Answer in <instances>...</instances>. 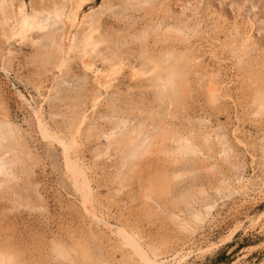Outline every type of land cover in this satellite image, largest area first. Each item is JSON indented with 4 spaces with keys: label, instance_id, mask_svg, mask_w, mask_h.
<instances>
[{
    "label": "rangeland",
    "instance_id": "rangeland-1",
    "mask_svg": "<svg viewBox=\"0 0 264 264\" xmlns=\"http://www.w3.org/2000/svg\"><path fill=\"white\" fill-rule=\"evenodd\" d=\"M10 1L12 3V8H15L18 0ZM21 1L24 4V12H30L35 0ZM84 1L79 6L77 12L78 16L76 21L78 20L77 22L79 23H76V26L71 28L73 30H70L72 32L73 40L76 42L86 27V24L84 25L85 22H82V20L93 19V17H95L94 19H98L99 31L97 34L100 33L99 36H101L103 41L96 44L97 46L95 45L96 48L94 47L93 51L89 54L91 59L88 58L89 61L93 62L94 70L103 68L102 62L100 61V58L102 57L101 54L106 56L108 53L107 58H112L111 52H114L115 49H117L114 48L117 47V43L120 44L118 55L120 57L119 59H122L123 63L127 66L130 64L138 66L140 62V58L138 57L142 46L137 40H134V37L132 38L131 36H137L144 28H147L149 32L144 48L147 52H153V56H158L161 51L165 49L164 46L166 48H175V51L178 50V52L186 50L188 56H190L191 53L194 56L196 55L197 58L195 59V62H193V64L191 63V69L188 68V77H191L189 78L191 86L188 85V89H192V91L187 92L185 98L183 99L185 103H182V101V105H179L178 103L177 105L179 106H175L172 123H175V126L182 128L190 122H193V124L201 130L210 131V133H214L215 131L216 133L218 132V134L220 133V135L223 134L222 136H224L225 139H227V142H229V153L233 156L232 160L241 162L243 164L244 171V178L242 183L239 184L240 186L235 184V180H232L230 181V184L231 187L233 186L235 188L234 190H226L224 195L221 197L214 194L211 186L216 184V182L221 178L225 177L229 180L232 179L233 170L231 166L226 164V162H220V160H218L219 157L217 158V155L213 152L214 155H212L215 157L211 155L212 157H210V162L216 158L215 160L218 161V172H215L214 175H207L203 172H198V184L206 187L208 191L206 192L207 194H205L206 196H203L201 203L204 202L203 200L214 201V208L210 211V216H207L201 224L197 225V231L188 235L176 230V226L165 215H159L153 218H148L147 216L145 217V213H142L144 211L138 204L141 203L140 195L137 197L140 193L141 185H144L146 182L150 183L153 179L155 180L156 175L159 174V172H157L159 170H155V172H153L154 168H152V166H156L155 157H162V155L154 154L153 157L155 160L150 156L155 163L148 159L149 162L147 161L145 163L146 166L142 164V162L140 165H137L134 169H141L140 167H142L140 171L143 172H138L139 169L136 170L137 172L135 170H133L134 172H130L127 179L131 180L128 182V180L125 179L128 183L125 180V182H122L125 187H121L120 191L123 192H115L114 187L117 185L114 184L113 186V183L109 181L108 176L110 173L107 172L111 168L108 164H106V159L99 158L95 160L93 159L94 161L92 160L93 149L98 146V141H103L102 138L95 139L93 137H89L90 139L86 138L85 141V138L81 136L82 140H80V144H83V142L84 144L80 145L81 147H78L79 150H76V152L79 151L80 153L77 152L76 154L79 158L81 156L82 160H79L85 164L87 170L86 172H88L91 178V186L92 189L94 188L93 195L94 198H96L94 199V205L98 209L97 212L99 215L101 214L103 217H107L113 225L122 223L121 225L125 226L129 232H134L135 236L140 238H138V240L147 249L149 248V251L153 252L154 250L155 253L157 252V259H167L170 264H260L261 262H264V167H262L260 162L264 153H261L259 149V145H262L261 142L264 139V115H254V110L252 109H255V103L253 104L251 102V97L254 95L253 91L262 87L264 90V82L261 81L264 80V73H262L264 72V0H150V5L146 7H139L134 4L131 5V3L128 2L130 0H104V2L103 0ZM108 4L109 7H106ZM183 8H186L184 14L181 13V10H184ZM64 10L66 11V8H64ZM42 17L44 18V26L40 28L41 30L31 29L27 31L26 36L24 37L25 39L21 40L15 38L12 40L9 39L5 42L4 39L0 37V119L3 118L8 122H11L17 129L18 134L20 133L19 138L21 143L19 147H21V150H24L23 158L25 161V167L27 168L20 173V178L14 185L15 191L18 192L21 200L23 201H21V205H12V202H10L12 195L9 192H0V253L6 259L7 264H69L66 261L60 260L58 263V260L51 255L52 252L50 247L52 240H59V242L66 247L68 245L67 248L71 250L72 259H74L76 264H99L98 262L99 260L101 261V259H107V261L112 264H130L129 261H127V257H124L127 255L126 248H115L112 245L113 237L110 234L103 231L98 232L95 226L93 228V224L90 225V223H87L89 220L85 216L83 217V214L80 212L77 205V198L75 197L68 180L63 174L62 160L59 152L60 149L56 146V143L50 144L47 140L41 138L36 127L37 124L35 123L36 120L32 109L33 107L35 108L37 104L41 105V116L42 118L44 117V122L48 123L49 127L46 123L48 129L58 133V135L61 133L60 136H65L67 133V124L65 122L69 120L68 118L70 117V114L72 117L74 113L77 114L78 112L80 114V111L83 110L82 112H84L87 116L86 120L91 119L89 121H97L98 118H96V115L107 110V99L112 98L116 93L121 95V99H125L126 97V102L131 100L127 97H134L135 101L133 99L131 102L134 101L136 103L139 102L137 101L139 98H142L139 99L141 100L139 105L140 103H143V105H140L143 108L141 112L146 114H142L140 112L139 114L141 115H147V110L144 107L153 106L156 110H158L159 107L162 108L164 105L155 103L152 99V95L149 96V93L147 91L145 92V89H148L145 85L146 81L140 77L132 78L131 76L130 78V68L128 69L127 66H124L112 82V84H115L116 86L111 85L112 87L99 97L100 102H102L100 104L98 102L95 105L96 107L94 106L93 110L90 107L91 99L92 96L98 92H95L94 86H92L93 83L91 78L93 74L88 70H84L80 63L78 64V50H73V57L68 60V66L58 71L53 66V64H55L54 58L56 60L58 55L57 51L55 50L54 52L56 53L53 55L50 54L47 57L48 59L43 58L42 54H38L39 52L37 53L36 48L38 47V44L30 42L35 38H39L38 42L40 43L45 39L50 31L55 32V42H58V38L61 36L60 33L62 34L64 30L62 27L63 25L59 21H54L52 23L50 15L48 16L45 14ZM176 21H186L191 24L196 23L197 33L194 34L193 37H190L191 39L188 40V43L182 42L181 45L178 41L177 43L176 41L172 42V40H169L164 42V44L160 42L162 44L161 47L159 42L154 41L151 33L152 31L149 28L154 23L161 26L163 24L170 22L173 23ZM213 22L216 23H214L215 27ZM234 23H236L237 29L240 32H250L248 34L251 39H249L248 43L244 45L245 48H243V46L239 47L238 42L233 43L235 41L233 38L234 31L231 32V30H233L236 26ZM135 32L136 34H134ZM226 32H229L227 33L229 36H226ZM251 35L253 36L251 37ZM15 40L18 41L16 42ZM151 42L153 44H158L153 47V44V46L149 45ZM174 43L177 44L174 46ZM103 45L108 51H104L105 48ZM146 46H149V51ZM234 46L236 47L234 48ZM158 47L163 49L160 50ZM5 49L8 51H5ZM154 49H156V51L158 49V51L156 52ZM231 49L232 51H230ZM109 50L111 52H109ZM151 52L149 53L151 54ZM232 54L235 55L232 57ZM118 56L115 57V60L118 59ZM196 68H198V71H195ZM212 69L214 72L216 71L213 75H211L213 79L206 78L209 77V75L206 76L205 71H210ZM189 70L192 71L190 72ZM70 72H72L73 75L78 74L79 78L82 81L86 80L84 83L87 84V89L85 90L83 96H78L76 98L77 100L75 99L74 101L75 103H71L72 107L69 106V101L67 99L68 92L65 88V84L67 82L65 78L69 76ZM244 73L249 76L257 74L255 75L256 78L253 77L254 75L252 77L248 76V78ZM200 74H202V77L200 76L199 78L198 76ZM203 75L205 77H203ZM257 76H259L258 79L260 80L258 83L262 82L260 83L261 85L257 84ZM134 78L138 80H135ZM252 78L255 79L256 85L252 84L254 82ZM140 79L144 80V82L140 81ZM191 79H193L194 82ZM207 81H215L214 83L216 85H219L220 81L222 87L224 86L223 90L225 93L227 92L225 88H229L227 89L228 94L226 93L225 96L219 98V101H217L219 103L216 102L210 104L206 98H203L205 97L204 85ZM136 82L138 83V88H141H137V84H135ZM192 83L195 84L193 85ZM257 85L259 87H257ZM121 88L122 90L125 89L127 91H121ZM116 89L119 92H116ZM129 89L131 90L130 92H128ZM141 89L142 91H140ZM143 91L147 94L145 95ZM47 93L48 95H46ZM127 93H132V96ZM137 95L139 98H137ZM190 95H194L193 99H191L192 96ZM127 99L129 101H127ZM146 103L147 106L145 105ZM103 105L106 106L104 107ZM121 105L123 106L124 103ZM126 106L128 107L127 104L123 107ZM50 109L52 110L50 111ZM134 110L133 112L135 113L137 109L136 111ZM51 112H55L54 115H51ZM54 119V123L57 124H54L53 126ZM96 123L97 126L101 127L102 123L104 125L106 122L99 119ZM91 139H93V142ZM208 153L204 155L208 156ZM211 153L212 152L209 153V156ZM204 155L199 154L200 158H204ZM238 155L240 157H238ZM160 160L158 159L157 163L159 162L161 166H158L160 165L158 163L155 169H160V167H162V160ZM99 161H102L101 164H103H99ZM93 162L96 165L98 163V167L100 168L96 167ZM143 165L146 168H144ZM220 165L222 166L219 168ZM102 166H107L106 168L109 169L107 170L104 168L103 170ZM176 166L182 167V164L177 163ZM20 167L21 165H16L14 168L17 174L19 173L18 170ZM220 169L221 171H219ZM101 170H103V172H101ZM105 170L107 172H105ZM24 173L28 174L26 175ZM132 174H135V176ZM145 175L147 177H144ZM133 177L135 178L134 180ZM151 178L153 179L151 180ZM142 179H144V181ZM208 186L210 188H208ZM11 189L14 190V187H11ZM137 189H139V192ZM129 197L133 199H130ZM24 200L26 204H24ZM96 202L98 205L95 204ZM136 205L137 207H135ZM84 227L86 229H84ZM95 234H97L98 237L97 235L95 236ZM161 239L164 240V242ZM98 245L100 249L97 247ZM81 253H85L87 257L85 258L80 256ZM173 253H176V255Z\"/></svg>",
    "mask_w": 264,
    "mask_h": 264
},
{
    "label": "bare ground",
    "instance_id": "bare-ground-1",
    "mask_svg": "<svg viewBox=\"0 0 264 264\" xmlns=\"http://www.w3.org/2000/svg\"><path fill=\"white\" fill-rule=\"evenodd\" d=\"M83 1L84 0H44V3L46 5V7L44 9L45 13L48 16L50 15V17L52 18V23L54 21H57V22L59 21L63 25V26L62 25L61 26L64 28V30H63L62 34L60 33L61 36H59L60 38H58L59 39L58 42H55V32H53V31H50L46 37L44 36L45 39L42 40L40 43L38 42L39 38H35L33 41H30V42H34L35 44H38V47L36 48L37 53L39 52L38 54H42L43 58H47L50 54L51 55L55 54L56 53V52H54L55 50L57 51L58 55H57L56 60L54 58L55 64H53V66L55 67L56 70H58V69L61 70L62 68H66L68 66V60L73 57L72 56L73 50H78V52H79V55H77V58L79 61L78 64L80 63V65L82 66V68L84 70H88L93 74L92 78H91L92 83H93L92 86H94L95 92L96 91L98 92L96 94L93 93L94 95L92 96V99H91V106L90 107L93 109L94 106L96 105V104L93 105V100L98 101L99 97H101V95L103 93H106L107 90L112 87L111 85H115V84H112V82L115 80L116 75L120 72V70L124 66H127V65L125 63H123L122 59H119L120 58L119 56H118V59L115 60V59H113V57L108 59L107 58L108 53L106 56L101 54L102 57L100 58V61L102 62L103 68L102 69H95V71H93V62L88 60V58H90L89 54L93 51V48L95 47L96 44L101 43L103 41L101 36H99L100 33L97 34V32L99 31L98 19H94L95 17H93V19L88 18L89 20H85V19L82 20V22H85L84 25L86 24V27H85L84 32L83 33L81 32L82 33L81 36L80 35H79L80 37L78 36L79 39L76 42H74L72 32H71V30H73L71 28L72 27L74 28V26H76V23H79V22H77L78 20L76 21L77 16H78L77 12H78L79 6L81 5V3ZM103 2H104V0H103ZM128 2L131 3V5L134 4L135 6H139V7H143V6L146 7V6L150 5V0H132V1L130 0ZM3 3L5 5V8H4L3 13H0V37H2L5 42L9 39L12 40L15 38L21 39V40L25 39L24 37L26 36L27 31H29L31 29H40L44 26V18L42 16L35 15L34 5L36 4V0H35V3L33 2L34 5L32 4L33 7L31 8L30 12H28V13L24 12V4L21 0H18L17 6H15V8H12V3L10 0H3ZM29 3H31V2H29ZM53 5H55L56 7H52ZM196 5H197V3H196ZM106 7H109V4ZM64 8H66V11L64 10ZM101 9H103V8H101ZM185 9L181 10L182 14H184V12L186 11ZM194 10H195V8H194ZM115 15H117V14H115ZM57 17H59V18H57ZM81 17H82V15H81ZM79 18H80V16H79ZM179 20H181V19H179ZM189 23L186 21H179V22L176 21L173 23L170 22L167 24H163L161 26L159 24L154 23L149 29L152 31V32L151 31L150 32L152 33L154 41L159 42V45L161 44L160 42H162L164 44V42L169 41V40H172V42L178 41L182 45V42L188 43V40L191 39L190 37L191 36L193 37V35L197 33L196 23L195 24H191V23L189 24ZM214 23L215 22H213V24ZM236 23H234V25H236ZM50 24H51V22H50ZM197 24H198V22H197ZM215 24H214V27H215ZM231 25H233V24H231ZM55 28H56V26H55ZM82 28H83V26H82ZM216 28H217V26H216ZM232 31H234L233 32V38L236 41V42L235 41L234 42L232 41V42L233 43L238 42L239 47L243 46V48H245L244 45L248 43L249 39H251L249 34H248L250 32H248V33L240 32L237 29V25L234 27L233 30H231V32ZM227 33H229V32H226V34ZM134 34H136V32ZM226 34H224V35H226ZM129 36H131V35H129ZM148 36H149V32H148L147 28H144L142 31H140L137 36H131L132 38L134 37V40H137L141 44L142 48H141V52L139 53V57H138V58H140V62L138 64V66H134V65H131L129 63L130 65L127 67H128V69L130 68V78H131V76H132V78L133 77H137V78L140 77L146 81L145 85L148 89L147 90L145 89V92L147 91L149 93V96L152 95V97H153L152 99L155 101V103L164 105L162 108L159 107V109H158V107H157L158 110H156V108H154L153 106L144 107L147 110V115H141L139 113L142 111L143 108L140 105L141 104L143 105V103H140V105H139V102H141V100H139V99H142V98H139V96H138L139 94L137 95L138 97L136 96L137 98H139L137 100V101H139L138 103L134 102L135 101L134 97H130V98L127 97L128 99H131V100L134 99V101H132L133 102L132 103L131 100L129 101L128 99H127V101H129V102H126V100H125L126 97H125V99H123V98L121 99V95L116 93L113 97L118 98L122 103H124V105L127 104L128 105V107L126 106L127 108L123 107L124 105L122 106V105L113 104L112 98L107 99V110L105 112L103 111L102 113H99L98 115H96V118H98V120L100 119V120H104L106 122L104 125L102 123V126H101L102 128L100 126H97L96 122H98V120L97 121H95V120L89 121L91 119L86 120L87 116L84 114V112H82L83 110L80 111V114L78 112H77V114H75L73 112L74 114L72 117H71V114L69 113L71 118L69 117L68 118L69 120H67V122L64 121L67 124L66 125L67 130L64 127L65 130L67 131V133H66V131L64 130L66 133L65 136H60L61 133L58 135V133H56L54 131H50L48 129V127H49L48 123L46 122L48 125V127H47L46 123L44 122L45 120H43L44 117L42 118V116H41L42 115L41 105L37 104L36 107L35 108L33 107L32 110H33V115H34L35 120H36V122L35 121L34 122L37 124L36 127H37V130H38L41 138L47 140L50 144L56 143L57 144L56 146H58L60 149L59 152H60V155H61L60 157L62 160L63 174L66 177V179L68 180L69 185L71 186L73 193L75 194V197L77 198V202H78L77 205H78L80 212L83 214V217L85 216L89 220V222H87V223H90V225L93 224V228L95 226V228L98 230V232L103 231L105 233L110 234L113 237L112 245L115 248H118V249L126 248L127 255L124 257H127V261H129L130 264H170V263H168L167 259H160V258L157 259V257H156L157 252L155 253L154 250H153V252L149 251L150 249L148 248L149 249L148 250L138 240L139 237L137 238V236H135L134 232H132V231H131L132 233L129 232V230L126 229L125 226L121 225L122 223L113 225L107 219V217L105 218L101 214L99 215V213L97 212L98 209L94 205V202H95L94 199H96V198H94V195H93L94 194V192H93L94 188L92 189V186H91V178H90L88 172H86L87 170H86L85 164L79 160V159L82 160L81 156L79 158L76 154L77 152L80 153L79 151L76 152V150H79L78 147L80 145L84 144V142H83V144H80V142H81L80 140H82V137L85 138L84 139L85 141H86V138L90 139L89 137H93L95 139L102 138L103 141L102 142L98 141V146L94 149L92 148L93 149L92 160L93 159L94 160L99 159V158L106 159V164H108L110 166L111 171L109 170L110 172L109 171L107 172L105 170V172L110 173L108 178H109V181L111 183H113V186H114V184L117 185L116 187H114L115 190L111 187L115 192H123V191H120L121 187H125L122 184V182L125 179H127V176L129 175L130 172L135 170L134 168L137 165H140L141 162H142V164L145 165V163L147 161L149 162L148 159H150L151 161H153L155 163V161H154L155 159L153 157L154 154L162 155V157H158V156L155 157L156 158L155 165L157 166V164L159 163V162L157 163L158 159L159 160L161 159L162 161L161 160L160 161L162 162V167H160V169H155L156 166L155 167L152 166V168H154L153 172H155V170H159V171H157V172H159V174H157V175L154 174V175H156L155 180L153 178H151V180L152 179L153 180L150 183L146 182L147 183L146 184L144 182L145 184L141 185L140 193L137 195V197L140 195L141 203H138V204L140 205L141 209L144 211L142 213L143 214L145 213V215H144L145 217L147 216L148 218H151V217L153 218V217H156L159 215H165L176 226L175 227L176 230H179V232L186 233L188 235H191L195 231H197L196 230L197 225L201 224L207 216H210L209 215L210 211L212 210V208H214L213 207L214 201L203 200L204 202L201 203L203 196H206L205 194H207L206 192H208V191H207L206 187H203V186L198 184V172H203L207 175H214L215 172H218L217 171V169H218V167H217L218 163L217 162L218 161H216L215 160L216 158H215L213 161L210 162V157H212L214 154H216L217 158L219 157L218 160H220V162L221 161H222V163L226 162V164L231 166V168L233 170L232 171L233 172V174H232L233 178L231 177L232 179L229 180V179H226L224 177V178H221L220 180H218L216 182V184H213L211 186V189L214 192V194L219 195L221 197L224 195L226 190H228V191L234 190L235 188L233 186L231 187V184H230V181H232V180H235L234 182L237 185L242 183L243 178H244L243 177V172H244L243 171V164L241 162L232 160L233 156L231 153H229L230 152L229 151L230 147L228 144L229 142H227V139H225V137L222 136L223 134L220 135V133L218 134V132L216 133L215 131H214V133H210V131L201 130L198 127H196L195 124H193V122H190L188 125H186L182 128L175 126V123H172V120H173L172 118L174 117L175 106L178 103H179V105L180 104L182 105V103H185L183 99L185 98L187 92L192 91V89L191 90L188 89V87H189L188 85L191 84L189 82V78H191V77H188V68L191 69V67H192L191 63L193 64V62H195V59L197 58L196 55L194 56L191 53L190 56H188L186 50L183 52L182 51L178 52V50L175 51L176 50L175 48H173V49L170 47L166 48L164 46L165 49L163 51H161L160 54L158 52V54H159L158 56H153V54H152L153 52L149 51V46H146V47H148L147 49L149 52H151V54L149 52H147V50L144 48L145 44H146L145 41L147 40ZM226 36H229V35L227 34ZM252 36L253 35H251V37ZM28 38H29V36H28ZM226 38L229 39L228 37H226ZM53 40H54V43H53ZM15 41L17 42L18 40H15ZM27 41H29V40H27ZM152 42L149 45H151V46L154 45L153 47H155V45L157 46L158 43L153 44L154 42L153 43ZM177 43H174L173 45L175 46ZM124 44H126V43H124ZM116 45H118V43ZM103 47H104V45H103ZM107 47H108V45H107ZM161 47H162V44H161ZM235 47L236 46H234V48ZM114 48H117V47H114ZM161 49H163V48H161ZM187 49H188V47H187ZM105 50H106V48L104 49V51ZM5 51H8V50L5 49ZM10 51H12V50H10ZM106 51H108V50H106ZM154 51H156V49H154ZM157 51H158V49H157ZM230 51H232V49ZM238 51H237V54H238ZM96 52H95V54H96ZM109 52H111V51L109 50ZM112 53L113 52H111V54ZM75 54H76V52H75ZM3 55H6V54H3ZM233 55H235V54H232V57H233ZM236 58H237V56H236ZM235 61H236V59H235ZM117 63L122 64V67H117ZM197 63H198V61H197ZM245 68H247V67H245ZM113 69H115L114 73H113ZM197 69L198 68H196L195 71H198ZM248 70H249V67H248ZM215 72L213 71V69L210 71H205L206 76L209 75V77H206V78H212L211 75H213ZM242 72H244V71H242ZM245 72H247V71H245ZM250 72H252V71H250ZM262 73H264V72H262ZM217 74H219V73H217ZM244 74L247 77L249 76L246 73H244ZM190 75H191V73H190ZM201 75L202 74H200L198 77L200 78ZM255 75L253 76L254 78H256ZM109 76H111V79H109ZM203 77H205V76L203 75ZM258 77L259 76H257V79H256L257 84H260L262 82L258 83V81H260L258 79ZM262 77H263V74H262ZM135 80H138V79H135ZM144 80L140 79V81H143V82H144ZM191 80H193V79H191ZM84 81H86V80H84ZM253 81H254L253 83L252 82H249V83L256 85L255 79H253ZM261 81L264 82V80H261ZM188 82H189V84H188ZM193 82H194V80H193ZM214 82H211V81H207V83L204 82L206 84L204 85L205 97H203V98H206L210 104L216 103L217 101H219V98L225 96L226 93L228 94L227 89H229L228 87H226L225 90L227 92L225 93L223 90L224 86L222 87V85L220 84V81H219V85H216ZM135 84H137V88H138V83L136 82ZM192 84L194 85L195 83H192ZM241 84H243V83H241ZM105 85H106V87H105ZM141 85H143V84H141ZM115 86H114V88H115ZM129 87H131V86H129ZM257 87H259V86L257 85ZM128 88H126V89H128ZM139 88H141V87H139ZM198 88H199V85H198ZM262 88H258L255 91H253L254 95L251 97V100H252L251 102L253 104L255 103L254 104L255 107L253 106L255 109H252V110H254V115H256V116L257 115H259V116L264 115V90ZM117 89H116V92H119ZM193 89H194V87H193ZM124 90H122V88H121V91H124ZM126 91L127 90H125V92ZM130 91L131 90L129 89L128 92H130ZM140 91H142V89ZM145 92H144V94H145ZM137 93H139V92H137ZM127 94H126V96H127ZM194 94H196V93H194ZM46 95H48V93ZM128 95L132 96V93H130ZM133 95H134V93H133ZM190 96H192V95H190ZM193 96L191 97V99H193ZM45 97L47 98V96H45ZM140 97H141V94H140ZM187 97H188V95H187ZM47 99H49V98H47ZM34 100H35V98H34ZM123 100H125V101H123ZM22 101H21V103H22ZM24 101H26V100H24ZM98 102L100 104L102 101L100 102V100H99ZM217 103H219V102H217ZM145 105L147 106V103ZM179 105H177V106H179ZM50 106H52V105H50ZM64 107H65V105H64ZM223 107H226V106H223ZM136 109L138 112L136 111ZM51 110L52 109H50V111ZM79 110H80V108H79ZM133 110L136 112L134 113ZM85 111H89V110H85ZM144 112H145V110H144ZM54 113L55 112H51L50 114L54 115ZM60 113H61V111H60ZM65 114H66V112H65ZM142 114H146V113H142ZM56 116H57V114H56ZM61 116H63V115H61ZM102 116H107L108 119H102ZM59 120H61V119H59ZM54 121H55V119L53 120V126H54V124H57V123H54ZM60 123H62V122H60ZM58 124H59V122H58ZM50 129H51V127H50ZM61 130H63V129H61ZM19 134H18L17 129L15 128V126L11 122H8L6 119H3V118L0 119V192H4V191L9 192L12 195L10 202H12L11 204L14 206L21 205L23 202L21 200V197L19 196L18 192L15 191L14 185H15V182H17V180L20 178V173H22L24 171V169H27L25 167V161L23 158L24 150H21L20 149L21 147H19L20 143H21L20 138H19ZM233 138H235V137H233ZM236 139H237V137H236ZM91 140L93 142V139H91ZM91 140H90V142H91ZM259 140H261V139H259ZM262 141H264V139ZM96 143H97V141H96ZM93 144H95V143H93ZM259 146H260L259 147L260 152L264 153V147H262V145H259ZM49 149H50V147H49ZM81 149H83V148H81ZM206 152L207 153L212 152V153L210 154V156L208 153V156H207V155H204V154H207ZM213 152H214V154H213ZM231 152H232V150H231ZM27 153H28V151H27ZM41 153H42V151H41ZM90 153H91V150H90ZM199 154H202L205 157L200 158ZM51 155H53V154H51ZM150 156L154 160H152L150 158ZM213 157H215V156H213ZM238 157H240V156L238 155ZM207 158H208L209 162H208ZM101 162L99 164H101ZM153 162H152V164H153ZM163 162H164V164H163ZM91 163H92V161H91ZM177 163H181L182 167L181 166L177 167L176 166ZM16 165H21V167L18 170V172H19L18 174L14 170ZM144 165H143V167L146 168L145 167L146 165L145 166ZM95 166L98 167L99 166L98 163H97V165L95 164ZM158 166H161V164ZM221 166L222 165H220L219 168ZM102 167H103V170H104V168L107 169L106 168L107 166H105V167L102 166ZM98 168H100V167H98ZM140 168L142 169V167H140ZM89 169H91V168H89ZM137 169H139V168H137ZM141 169H139L138 172L142 173L143 171L141 172L140 171ZM103 170H101V172H103ZM145 171H148V170H145ZM219 171H221V169ZM136 172H135V174H136ZM24 174H26V173H24ZM135 174H132V175L135 176ZM143 174H145V173H143ZM147 175H148V173H147ZM222 175H223V173H222ZM144 177H147V176L145 175ZM128 178H130V177H128ZM134 179L135 178L133 177V180ZM144 179H142V180L144 181ZM127 180L129 182V180H131V179H127ZM260 180H261V178H260ZM148 181H150V180H148ZM208 182H209V180H208ZM136 184H137V182H136ZM23 185H24V183H23ZM11 187L12 188L14 187V190H12ZM103 187H105V186H103ZM241 187H243V186H241ZM208 188H210V187L208 186ZM137 190L139 192V189H137ZM111 192H112V190H111ZM136 193H137V191H136ZM129 194H130V192H129ZM130 199H133V198H130ZM99 201H97V202H99ZM97 202L95 204H97ZM139 202H140V200H139ZM198 203H200V204H198ZM24 204H26L25 200H24ZM135 207H137V205ZM84 229H86V228L84 227ZM86 231H88V230H86ZM96 235L97 234H95V236ZM100 236H102V235H100ZM97 237H98V235H97ZM103 237H104V235H103ZM103 237H101V238H103ZM162 241L164 242V240H162ZM51 243L52 244H51L50 250H51L52 254L51 253L50 254L53 255V257L58 260V263L60 260V261H66L69 264H76L74 259H72L71 250L69 248H67L68 245L66 247L61 242H59V240L58 241L52 240ZM159 243H160V241H159ZM176 243H178V242H176ZM147 245H148V243H147ZM78 247H80V246H78ZM97 247L99 248V245ZM151 250H152V248H151ZM83 254H85V253H81L80 256L86 258L87 257L86 254L85 255H83ZM173 254L176 255V253H173ZM163 257H165V256H163ZM54 258H52V259H54ZM104 258H107V257H104ZM6 262H7L6 259L0 253V264H7ZM98 263L99 264H112L109 261H107V259L106 260L101 259V261L99 260ZM260 264H264V262H261Z\"/></svg>",
    "mask_w": 264,
    "mask_h": 264
},
{
    "label": "snow or ice",
    "instance_id": "snow-or-ice-1",
    "mask_svg": "<svg viewBox=\"0 0 264 264\" xmlns=\"http://www.w3.org/2000/svg\"><path fill=\"white\" fill-rule=\"evenodd\" d=\"M35 7V15L37 16H43L45 15V3L44 0H36V4L34 5ZM52 7H56L55 5H53ZM5 8V5L3 3V0H0V13H3ZM59 18V17H57ZM54 43V40H53ZM119 48L120 45H117V49L111 54L113 59H115V57H117L119 55ZM117 67H122V64L117 63ZM59 71V69H58ZM93 71H95L93 69ZM115 72V69H113V73ZM66 79V84H65V88L68 92V101H69V106H71V103L75 101V99L79 96L82 97L85 90L87 89V84L84 83L78 76V74L73 75L72 72L69 73V76L65 78ZM109 79H111V76H109ZM106 87V85H105ZM112 102L113 104L116 105H121L122 102L116 98V97H112ZM98 101L93 100V105L97 104ZM102 119H108L107 116H102ZM262 147H264V141L261 142ZM261 165L262 167H264V156L261 157Z\"/></svg>",
    "mask_w": 264,
    "mask_h": 264
}]
</instances>
